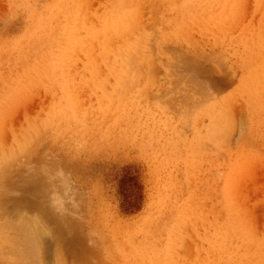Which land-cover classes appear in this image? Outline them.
I'll use <instances>...</instances> for the list:
<instances>
[{"label":"rangeland","instance_id":"obj_1","mask_svg":"<svg viewBox=\"0 0 264 264\" xmlns=\"http://www.w3.org/2000/svg\"><path fill=\"white\" fill-rule=\"evenodd\" d=\"M0 211V264H264V0H0Z\"/></svg>","mask_w":264,"mask_h":264},{"label":"bare ground","instance_id":"obj_2","mask_svg":"<svg viewBox=\"0 0 264 264\" xmlns=\"http://www.w3.org/2000/svg\"><path fill=\"white\" fill-rule=\"evenodd\" d=\"M117 37H118V36H117ZM131 38H132V37H131ZM130 41H131V40H130ZM135 43H136V42H135ZM123 50H124V49H123ZM128 53H129V52H128ZM129 54H130V53H129ZM131 57H132V55H131ZM179 58H180V57H179ZM126 61H127V60H126ZM169 73H170V72H169ZM193 89H194V88H193ZM205 90H206V89H205ZM209 90H210V89H209ZM203 91H204V90H203ZM200 93H201V92H200ZM206 95H207V94H206ZM211 95H212V94H211ZM190 97H191V96H190ZM209 100H210V99H209ZM211 100H212V99H211ZM200 102H201V101H200ZM205 103H207V100H206ZM190 104H191V103H190ZM197 105H198V104H197ZM192 106H193V105H192ZM192 106H191V107H192ZM187 107H188V106H187ZM187 107L185 106V108H182V109L185 110ZM204 108H205V107H204ZM192 109H193V108H192ZM192 109H191V110H192ZM194 109H195V108H194ZM194 109H193V110H194ZM202 109H203V108H202ZM220 109H221V108H220ZM193 110H192V111H193ZM221 110H222V109H221ZM185 111H186V110H185ZM188 111H189V110H188ZM213 111H214V110H213ZM183 112H184V111H183ZM186 112H187V111H186ZM186 112H185V114H186ZM213 113H214V112H213ZM214 114H215V113H214ZM215 115H216V114H215ZM218 115H219V114H218ZM184 116H185V115H184ZM186 116H187V115H186ZM214 117H215V116H214ZM186 118H187V117H186ZM222 118H223V117H222ZM218 119H219V118H218ZM220 119H221V118H220ZM211 120H212V119H211ZM218 121H219V120H218ZM218 121H217V123H218ZM228 121H229V120H228ZM31 122H32V121H31ZM213 122H215L214 119H213ZM219 122H221V121H219ZM225 122H226V121H225ZM226 124H227V123H226ZM37 125H38V124H37ZM219 125L222 127V125H221L220 123L218 124V126H219ZM37 131H38V130H37ZM37 131H36V132H37ZM20 132H21V131H20ZM29 132H30V131H29ZM219 133H220V132H219ZM12 135H13V134H12ZM25 135H26V134H25ZM215 136H216V135H215ZM217 138H218V137H217ZM223 138H224V137H223ZM205 143H206V142H205ZM9 144H10V143H9ZM6 152H7V151H6ZM9 152H11V151H9ZM10 155H11V153H10ZM3 159H4V158H3ZM5 159H6V158H5ZM5 159H4V160H5ZM4 164H5V163H4ZM5 165H6V164H5ZM207 197H208V196H207ZM207 197H206V198H207ZM207 204H208V203H207ZM19 211H20V210H19ZM0 212H1V211H0ZM20 212H21V211H20ZM20 212H19V213H20ZM208 212H209V211H208ZM16 213H17V212H16ZM16 213H15V214H16ZM27 213H28V212H27ZM1 214L3 215L2 212H1ZM1 214H0V215H1ZM4 214H5V213H4ZM13 214H14V213H13ZM24 214H26V212H25ZM8 215H9V214H8ZM27 215H28V214H27ZM6 216H7V213H6ZM28 216H29V215H28ZM13 217H14V216H13ZM17 217H18V216H17ZM21 217H22V218H21ZM21 217H20V218L22 219L21 221L26 220L24 216H21ZM23 217H24V218H23ZM30 217H31V216H30ZM20 218L18 219V222H19ZM36 218H37V217H36ZM0 219H1V218H0ZM12 219H13V218H11V220H12ZM226 219H227V218H226ZM27 220H28V219H27ZM29 221H31L30 218H29V220L27 221V223H28ZM33 221L35 222L36 220H33ZM19 223H20V222H19ZM23 223H25V221H24ZM23 223L21 222L20 224H18L19 226L17 225V227L20 228V226L22 225L21 228H20V230H18V231H23V232H24V235H26V236L20 234V235H19V238H18V237H15L16 239L14 238V241H16V240H18V239H21L20 236L22 237V239H23V237H24V239L26 238L27 240H28V237H29V240H30V239H31V236H33V235H31V234L34 233V231H31V230L34 228L33 224H30V223H31V222H30V223H28V225L30 224L29 226H31V225H32V226L29 227V226L27 225L28 228H27V227L25 228V225H24ZM36 223H37V222H36ZM36 223H34V225H35ZM1 224H4V223L2 222ZM1 224H0V225H1ZM8 224H10V223H8ZM8 224H7V225L4 224V225L6 226L5 228H8V227H9V229H11V230H12V229L15 227V225H16V223H14V224H15V225H14L13 222H12L13 225H12V224H11V225H12L13 227H10L11 225H8ZM4 225H2V226H4ZM23 225H24V228H25V229L23 228ZM36 225H37V224H36ZM36 225H35V227H38V228H39V226H36ZM38 225H39V224H38ZM2 226H1V227H2ZM222 226H223V225H222ZM231 226H232V225H231ZM233 227H234V226H233ZM15 228H16V227H15ZM234 228H236V227H234ZM0 229H1V228H0ZM2 229H3V228H2ZM17 229H18V228H17ZM17 229H15V230L17 231ZM34 229H35V231H36V230H37V231L39 230V229H36V228H34ZM34 229H33V230H34ZM40 229H41V228H40ZM3 230H5V229H3ZM3 230H1V233H2ZM15 230H13L14 233H15ZM236 230H237V229H236ZM7 231H9V230H7ZM37 231H36V232H37ZM9 232H11V231H9ZM9 232H7V234H8ZM31 232H33V233H31ZM36 232H35V233H36ZM38 232H39V231H38ZM233 232H235V231H233ZM236 232H237V231H236ZM240 232H241V231H240ZM1 233H0V235H1L0 237H5V235H7V234H6V230H5V235H4V236H3V233H2V234H1ZM12 233H13V232H12ZM12 233H11V234H12ZM14 233H13V234H14ZM16 233H17V232H16ZM16 233H15V234H16ZM18 233H19V232H18ZM21 233H22V232H21ZM25 233H26V234H25ZM30 233H31V234H30ZM220 233H226V232H225V231H224V232L221 231ZM228 233H229V232H228ZM231 233H232V232H231ZM241 233H242V232H241ZM11 234H10V235H11ZM13 234H12V235H13ZM15 234H14V235H15ZM215 234H216V236H215V238H216V242H215L214 246L211 244L210 247L215 248V250H216V252H217L216 254H217V256H218V254H220V253H221V250L224 248V245H223L222 239L220 238L221 236H219V232H218V231H217V232L215 231ZM215 234H214V235H215ZM10 235H8V236L10 237ZM30 235H31V236H30ZM37 235H38V233H36V236H35V234H34L35 237L33 236V238L35 239V238L37 237ZM9 237H5V238L8 239ZM13 237H14V236H13ZM211 237H212V236H211ZM5 238H4V239H5ZM17 238H18V239H17ZM212 238H214V237H212ZM2 239H3V238H2ZM2 239H1V240H2ZM4 239L2 240L3 242H4ZM7 239H6V240H7ZM9 239H10V238H9ZM24 239H23V240H24ZM11 240H13V239H10V241H11ZM23 240H22V241H23ZM29 240H28V241H29ZM7 241H8V243L10 242L9 240H7ZM7 241H6V242H7ZM25 241H26V240H25ZM28 241H27V242H28ZM31 241H32V240H31ZM6 242H4L3 246H4V245H7L6 248H9V250L4 248L6 251H4L5 253L2 252V254H3V253L5 254V255L3 254L2 256H3V257L5 256V258H2V260H5V259L7 260V255H10V256L13 255V256H15L14 253H13L12 255H11V253H10V254L7 253V250H8V252H9V251H10V248H12V244L14 245V243H12V242H11L12 244L9 243V244L11 245V247H9L10 245L8 246V244H7ZM17 242H18V241H16V244H17ZM27 242H26V244H28L29 247H27L26 245H24L25 242H23L22 244H23V246H25L24 248H27V249L29 248L28 251H30L33 247L35 248L36 245L32 246V245H33V242H30V243H27ZM34 242H36V241H34ZM20 243H21V242H20ZM20 243H19V245H20ZM30 244H31V245H30ZM224 244H225V243H224ZM225 245L227 246V244H225ZM21 246H22V245H21ZM21 246H20V248H22ZM30 247H32V248H30ZM1 249H2V248H1ZM4 249H3V250H4ZM16 249H19V248L17 247ZM16 249H15V250H16ZM22 249H23V248H22ZM36 249H37V248H36ZM206 249H207V248H206ZM11 250H12V249H11ZM23 250H24V249H23ZM32 250H33V252L35 251L34 249H32ZM18 251H20L19 254H22V253H21L22 250L19 249ZM18 251H16V252H18ZM209 251H210V250H209ZM11 252H12V251H11ZM25 252L28 253L27 251H25ZM25 252L23 253V255L25 254ZM30 252H31V251H30ZM33 252H31V253H33ZM222 252H223V251H222ZM31 253H30V255H31ZM60 253H61V252H60ZM223 253H224V252H223ZM34 254H35V252H34ZM214 254H215V253H214ZM23 255H22V256H23ZM30 255H29V256H30ZM10 256H9V257H10ZM25 256H27V254L24 255V257H25ZM59 256H60V255H59ZM225 256H226V255H225ZM15 257H16V256H15ZM17 257H19V256H17ZM24 257H23V258H24ZM31 257H33V254H32ZM38 257H39V255H38ZM38 257H37V258H38ZM11 258H12V257H11ZM11 258H10V259L8 258V260H7L6 262H8V261H9V262H8L7 264L11 263V262H10V261H12ZM21 258H22V257H21ZM23 258L21 259L22 261H23ZM25 258H26V257H25ZM27 258H28V257H27ZM37 258H36V259H37ZM13 259H14V257H13ZM29 259H30V258H29ZM32 259H33V258H31V263L34 264L33 262H36V261H35V260L32 261ZM61 259H62V258H61ZM262 259H263V257H262ZM24 260L26 261V259H24ZM27 260H28V259H27ZM38 260H40V258H39ZM15 261H17V260H15ZM19 262H20V261H19ZM28 262H30V260H28ZM37 262H38V261H37ZM12 263H15V262H12ZM22 263H23V262H22ZM22 263H21V264H22ZM19 264H20V263H19ZM25 264H26V263H25ZM27 264H29V263H27ZM35 264H36V263H35Z\"/></svg>","mask_w":264,"mask_h":264}]
</instances>
